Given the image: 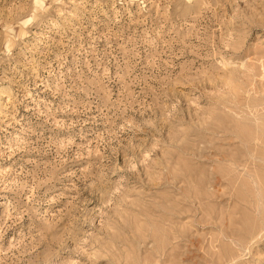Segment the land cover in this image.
Instances as JSON below:
<instances>
[{
    "label": "rangeland",
    "instance_id": "374dc122",
    "mask_svg": "<svg viewBox=\"0 0 264 264\" xmlns=\"http://www.w3.org/2000/svg\"><path fill=\"white\" fill-rule=\"evenodd\" d=\"M0 264H264V0H0Z\"/></svg>",
    "mask_w": 264,
    "mask_h": 264
}]
</instances>
